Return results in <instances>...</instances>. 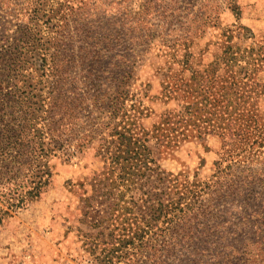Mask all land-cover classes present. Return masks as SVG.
Listing matches in <instances>:
<instances>
[{"label":"rangeland","instance_id":"obj_1","mask_svg":"<svg viewBox=\"0 0 264 264\" xmlns=\"http://www.w3.org/2000/svg\"><path fill=\"white\" fill-rule=\"evenodd\" d=\"M151 1H40L52 7L50 26L62 27V43L49 57L57 84L104 90L111 108L97 114L82 155L69 163L49 159L52 177L40 198L4 217L0 264H135L142 255L147 261L158 230L168 227L169 204L184 218L191 208L222 213L208 252L216 264H264V232L243 228L235 216L257 210L255 194L264 191V0H237L238 15L225 0H160L147 10ZM28 4L0 0V94L12 84L2 72L6 36L22 24L19 11ZM27 69L28 84H44L38 63ZM115 128L129 131L127 147L150 154L156 165L140 164L138 156L122 170L99 157L121 145ZM157 166L171 181L156 180ZM227 167L259 171L251 176L253 200L223 192L218 180ZM215 221L207 217L196 228ZM173 244L171 264H194L190 254L200 256L184 239Z\"/></svg>","mask_w":264,"mask_h":264},{"label":"trees","instance_id":"obj_2","mask_svg":"<svg viewBox=\"0 0 264 264\" xmlns=\"http://www.w3.org/2000/svg\"><path fill=\"white\" fill-rule=\"evenodd\" d=\"M40 1L43 2L29 0V4L20 9L22 24L18 26L12 38L6 36L8 46L3 52L5 57L8 54L9 57L5 60L2 72L13 85L10 84L5 91L2 89L0 94V187L2 186L4 190L2 194L7 200L8 207L5 211L0 210V224L10 212L22 210L27 204L40 198L50 185L52 177L50 158H62L64 162L69 163L82 155L86 145L84 142L92 139L93 131L100 121L97 114L105 111L108 106V109L111 108V103L104 101L106 95L104 90L93 93L91 89L83 88L79 92H74L66 88L67 84H57L53 72L55 67L53 61H49V57L62 43L58 38L62 27L50 26L54 12L52 7H43ZM157 2L163 1L152 0L148 3L147 10L152 9V5ZM225 7L232 14L238 15L237 0H225ZM44 19L47 20L43 22ZM128 41L135 40L129 38ZM187 41L189 39L184 38V46ZM116 43L122 42L119 40ZM110 44L114 45L115 42L110 41ZM32 60L34 64L38 63L43 71L41 83L44 84L37 86L28 84L30 77L26 73ZM69 92L71 95H68ZM85 111L88 114L84 115ZM82 129H87L91 133L84 134ZM83 134L84 136H81ZM114 134L121 140V145L116 151L107 149L97 152L99 157L110 161L111 167L126 170L133 157L138 156L136 159H140V164L149 162L156 165L154 159L147 160L150 154L144 157V152H133L127 147L128 142L132 141V136L127 135L130 134L129 131H116ZM132 153L135 156H132ZM261 165L264 167V160ZM226 170L220 173L218 180L219 186L224 189L223 192L233 199L252 197L253 200L255 183L251 176L252 173L259 171L251 172L249 168L233 171L231 167H227ZM154 174L158 182L164 183L169 179L163 177L158 166ZM244 191L249 195L245 196ZM255 196L257 210L250 214L236 211L235 216L240 219L238 220L243 228L252 226L256 227L258 232H264V191L256 193ZM167 209V218L170 217L168 227L166 230H158L156 243L151 248L152 254L146 256L147 261L143 260L145 256L142 255L135 264H171L170 258L175 247L173 241L179 242L180 239L190 243L189 246H194L200 255L190 254L194 264H216L213 261V254L209 255L208 252L214 245L212 236L215 235L217 221L221 219L218 215L222 213L219 214L217 208L213 206L204 211L191 208L190 213L184 218L183 210L176 204H169ZM160 211L162 213L163 210ZM207 217L216 218L215 223L199 232L196 223L205 221ZM195 236L198 238L196 241ZM260 240L264 241V237ZM241 243L244 245L246 240L243 239ZM196 247H202V250L198 251ZM203 255L211 262L204 261Z\"/></svg>","mask_w":264,"mask_h":264}]
</instances>
